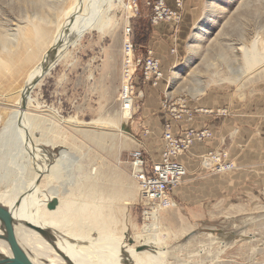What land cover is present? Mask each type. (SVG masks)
Returning <instances> with one entry per match:
<instances>
[{"label":"rangeland","instance_id":"374dc122","mask_svg":"<svg viewBox=\"0 0 264 264\" xmlns=\"http://www.w3.org/2000/svg\"><path fill=\"white\" fill-rule=\"evenodd\" d=\"M86 1L0 0V55L17 50L24 27L54 29L59 47L66 38L61 33L63 17L84 8ZM145 2L137 0V13L134 0L124 1L131 11L116 0L104 4V27L87 29L65 48L31 91L27 107L46 127L36 130L32 143L50 139L55 147L37 145L54 153L50 159L67 151L62 173L50 185L69 200L63 222L74 232L98 225L105 230L100 242L111 246L116 245L107 240L112 237L121 244L139 245L142 228L152 222L148 213L153 208L132 174L130 153L138 148L145 152L155 141L160 144L165 130L147 116L141 68L136 89H142L144 97L136 92L135 106L132 98L123 97V48L129 26L138 53L145 56L153 30L161 24L151 22ZM182 5L179 21L162 22L185 33L171 45L177 61L165 73L163 105L168 99H179L186 108V101L203 102L207 114L231 117L235 126L219 145L200 153L191 170L187 168L177 198L171 197L174 204L157 211L164 252H156L159 260L149 264H264V0H182ZM187 6L191 16H185ZM18 82L22 84L23 77ZM2 103L0 98V114L7 112ZM4 126L0 122V195L19 190L32 167L46 159L36 164L27 160L23 147L9 141L12 130ZM94 132L109 134L102 140L105 147L87 136ZM214 153H225L222 162L230 167L215 169ZM42 179V188H47ZM194 207L200 213H190ZM96 233L91 230L90 237L96 238ZM99 261L110 264L104 258Z\"/></svg>","mask_w":264,"mask_h":264},{"label":"bare ground","instance_id":"6f19581e","mask_svg":"<svg viewBox=\"0 0 264 264\" xmlns=\"http://www.w3.org/2000/svg\"><path fill=\"white\" fill-rule=\"evenodd\" d=\"M75 1L76 3L79 2V0H73V2ZM110 1L112 0H87L84 8L78 7L77 9H73L70 14L64 16L62 19L61 33L66 34V38L59 47L57 46L58 48H55L58 35L54 29L47 27H24L23 38L22 41L18 43L19 46L17 50L8 55H0V98L3 100L2 106H4L7 111L0 114V122L4 121L5 130H12V136H9V141L11 142L13 140L14 144H20V146L23 147L27 160L34 161L36 164L38 160H44V158H46L44 160L45 163H37L35 167H32L33 165L30 166L29 169L32 167L34 171L30 170L29 175L27 174L29 180L24 182V184L22 183V187H19V190L17 189L16 192L13 190L6 191L0 195V204L11 209L18 220V223L15 225V232L20 245L36 264H108L99 261L102 258L110 264H149L159 260L160 256L156 254V252H164V250H161L159 247L162 244V240L160 239L161 224L157 210L150 214L152 222L145 224L142 228V242H140L139 245L147 246L146 249L142 251H137L135 249L139 246L135 243L131 245L127 243L121 244L113 237L107 240L116 242L115 246L100 242L102 236L105 234V230L103 231L100 226L96 224H88L89 226L86 225L85 228L83 226L78 232L70 230L67 224L63 222V214L65 213L69 200L66 196H62L58 191L50 187L52 184L51 182L60 177L62 173L60 165L62 159L67 155V151L62 150L56 158L52 157L50 159L48 157L54 153H51L49 149L45 150L37 147V145L41 144L42 146L49 145L51 148L55 147V144L50 139H37L36 143H32L36 130L40 128L45 130L46 127L44 126V121H41V118L27 111L31 91L39 84L40 80L49 73L55 63L54 61H56L55 59H60L62 57L68 45L75 42L87 29H101L104 27L105 23H102L100 12L103 10L104 4ZM116 1L124 5L128 11H131L129 4L124 3L125 0ZM21 77H23L22 84L18 82ZM124 87H128L125 79ZM123 97L128 98L130 95L128 92H124ZM43 135H45L44 132ZM110 135L112 136L113 134ZM87 136L92 140L96 138L98 143L105 147L107 143L105 144L102 140H105L109 134L107 135L106 133L104 135L103 132H94L93 134H87ZM111 151H114V149H111ZM2 154L0 153V155ZM0 160H2V158H0ZM50 160L52 164L48 167L47 164ZM4 165L7 167L8 164L6 165L4 162ZM10 168L13 169L12 166ZM46 170H48V172H45ZM17 171L18 170L15 172L16 175ZM18 175L17 177H20ZM42 177L43 179L45 178L44 181H46L45 186L47 188H42L41 186ZM17 183H19V181ZM55 199H57V205L54 209H49L48 204ZM163 207H161V209ZM30 224L57 233L59 237L56 239L48 238L34 228H31V226H29ZM76 229L78 228L76 227ZM91 230L97 231L98 236L96 238L90 237ZM0 233H4L1 221ZM72 240L90 242L92 246L80 245ZM208 241L209 239L207 242ZM206 245L208 244L206 243ZM146 253L148 254L146 255ZM0 254L5 257L13 256L7 242L1 238ZM144 256L148 257V259L144 258Z\"/></svg>","mask_w":264,"mask_h":264},{"label":"built area","instance_id":"2783aa9c","mask_svg":"<svg viewBox=\"0 0 264 264\" xmlns=\"http://www.w3.org/2000/svg\"><path fill=\"white\" fill-rule=\"evenodd\" d=\"M134 3L137 13L139 11L137 0H134ZM145 3L151 11L150 20L153 24L169 20L179 21L182 17V0H175L174 6H170L167 0H146ZM131 34L132 28L129 26L123 48L124 79L128 87H124L123 92H128L130 98L132 97V105L135 106V93H138V98L144 97V91L136 89L139 69H142L139 74L142 75L143 84L151 82L153 86H158L166 75L162 61L153 49H147L145 56L138 54L137 45L133 42ZM164 106L174 120H180L186 114H189L190 117L192 116L188 108L183 104L175 105L166 100L164 101ZM205 111L207 112L208 110ZM164 129L163 141L165 142V147L160 159L151 160L143 148L135 149L130 153L132 174L138 181L144 198L151 204L150 208H153L148 213V219H151L150 214L153 211H158L163 206L173 205L170 190L180 185L188 174V169L179 160V156L188 152L197 141H205L212 136L210 129H199L196 127H189L181 134L175 135L171 122L167 123ZM223 154L225 156V153H214L213 156V160L216 161L213 166L218 171L230 167L229 164L222 162Z\"/></svg>","mask_w":264,"mask_h":264},{"label":"crops","instance_id":"0c3cea01","mask_svg":"<svg viewBox=\"0 0 264 264\" xmlns=\"http://www.w3.org/2000/svg\"><path fill=\"white\" fill-rule=\"evenodd\" d=\"M174 1L175 0H167L170 6H174ZM190 10V6H187V9L185 8V16H191ZM173 28V24L171 23H161L159 26L155 27L151 36V41L147 48L153 49L155 54L161 59L165 73L169 68H172L174 65H176L177 61V57L172 54L173 50H171L173 46V40H177L178 37L183 38L185 35L183 30L181 31V33H179V30H176L174 32ZM166 83H168V81L165 77L160 81L158 86H153L151 82L145 84L146 96L144 106L148 110L147 116L150 117V121L154 120L156 121V123L158 122L163 129L165 128L167 123L171 122L175 135L181 134L185 129L189 127H196L199 129L210 128V131H212L213 133L212 138L205 141H197L198 143L193 148L191 147L188 152H186L184 155L179 156V160L184 163L188 169L191 170L192 167L195 166L194 164H197V161L199 160V154L202 152H206L207 150H209V148L215 147L217 144L219 145V143L222 142L223 139L227 138L226 134L230 132L232 133L235 124L233 123L231 117L207 114L206 111H203L207 110V108H204L206 107V105H204L203 102L194 100H189L188 102L186 101V104L188 106L187 108L192 116L190 117L189 114H186L182 117L181 120H174L168 109L163 105L162 101V92L163 90H165L164 86ZM168 100L175 105L182 104L179 99ZM182 101L183 103L185 102L184 100ZM145 143L146 142H144V144ZM164 147L165 142L162 138L160 144L156 141L153 142V146H149L150 149L145 148V152L148 153V157L151 160H158L162 155ZM187 176L185 177V179L188 178ZM190 179H192L191 176H189V180ZM180 190L181 188H179V186L172 188L170 190V196L172 198H177L178 192H180ZM189 211L190 213H194L195 215L199 212L195 207L189 209Z\"/></svg>","mask_w":264,"mask_h":264},{"label":"water","instance_id":"95a60500","mask_svg":"<svg viewBox=\"0 0 264 264\" xmlns=\"http://www.w3.org/2000/svg\"><path fill=\"white\" fill-rule=\"evenodd\" d=\"M56 205L57 199L49 203L48 208L54 209ZM0 221L2 222L4 228V233H0V238L4 239L7 242L13 255L12 257H5L0 254V264H36L31 260V258L28 256V254L20 245L17 239V235L15 232V225L18 223L17 218L13 214L12 210L3 204H0ZM29 226H31V228H34L35 230L42 233L48 238L56 239L57 237H59L57 233H54L43 227L36 226L33 224H30ZM143 246L146 245H140L136 247V250H144L145 248Z\"/></svg>","mask_w":264,"mask_h":264}]
</instances>
